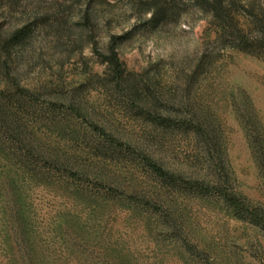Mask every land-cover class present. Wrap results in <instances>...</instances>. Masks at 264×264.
Here are the masks:
<instances>
[{"label":"rangeland","instance_id":"1","mask_svg":"<svg viewBox=\"0 0 264 264\" xmlns=\"http://www.w3.org/2000/svg\"><path fill=\"white\" fill-rule=\"evenodd\" d=\"M151 1L0 0V264H264V60Z\"/></svg>","mask_w":264,"mask_h":264},{"label":"trees","instance_id":"2","mask_svg":"<svg viewBox=\"0 0 264 264\" xmlns=\"http://www.w3.org/2000/svg\"><path fill=\"white\" fill-rule=\"evenodd\" d=\"M190 6L211 17V24L219 31L223 47L264 60V0H248L245 3L243 0H152L146 9L150 15L147 25L153 30L176 22ZM26 37L27 32L17 31L9 41L0 42V48L12 50L17 55ZM106 58L108 65L120 73L118 56L111 46ZM154 170L164 175L158 167ZM232 203L239 213H244L237 200ZM251 217L257 220L256 216Z\"/></svg>","mask_w":264,"mask_h":264}]
</instances>
